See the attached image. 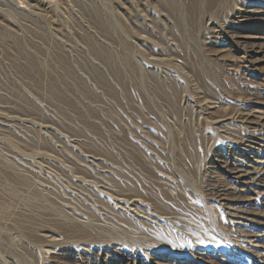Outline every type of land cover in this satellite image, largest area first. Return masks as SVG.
Returning a JSON list of instances; mask_svg holds the SVG:
<instances>
[{
    "label": "rangeland",
    "instance_id": "1",
    "mask_svg": "<svg viewBox=\"0 0 264 264\" xmlns=\"http://www.w3.org/2000/svg\"><path fill=\"white\" fill-rule=\"evenodd\" d=\"M156 2L145 32L126 16L140 0H0V264H258L224 207H244L242 193L219 168L243 159L233 144L264 138V61L204 29L207 15L230 22L233 0L196 22ZM131 197L143 217L119 209ZM152 214L169 222L139 233L133 217Z\"/></svg>",
    "mask_w": 264,
    "mask_h": 264
},
{
    "label": "bare ground",
    "instance_id": "2",
    "mask_svg": "<svg viewBox=\"0 0 264 264\" xmlns=\"http://www.w3.org/2000/svg\"><path fill=\"white\" fill-rule=\"evenodd\" d=\"M167 1L170 6V8L166 10L167 15L169 17H171L172 19L175 18V20L177 21H182L183 19H188V17H193L195 19L194 22H196V18L204 21L205 16L204 15L202 16L200 12L202 13V11H204L205 14L209 13V11H212L215 8L218 2V0H177L178 6L176 7L175 0H167ZM233 1H234L233 6H234L235 12L232 15L233 19L230 22H219L217 24L213 20V17L211 15H207L209 17L208 19L209 23H206L205 21L204 29L206 31H215V33L218 36L230 35L229 40L232 43H234L235 46H241V45L243 46L242 48H244L243 50L244 55L242 56V58L248 61V63H250L251 65L258 63V62H262L264 61V36L260 34H251V32H248V31H250L252 26H264V0H233ZM140 2L142 3V4L140 3V5H142V13L135 14V9L133 7L131 8L128 7V9L126 10V16H128V18H132L133 20L134 18L140 17L142 19L141 21L144 27V31L145 32L153 31V29L156 28V25L158 23L156 14H158L160 10H162L163 8L159 10V5L157 4L156 0L155 2H151L150 0H140ZM131 5L134 6V3H131ZM179 11H181L180 14H179ZM131 12H132V15H131ZM226 17H228V15H226ZM143 35H141V37ZM144 36H143V39H144ZM152 41H150V39H146L145 43L147 46L151 47L153 46ZM156 49L159 52L162 51L157 47ZM148 61H150L152 64H156L158 62V59L151 57V59H148ZM210 102L206 100V103H204L205 105L204 107H206L208 110L212 109ZM218 121H221V120L219 119ZM251 124H254V123H251ZM254 125H257V124H254ZM255 127L256 126L252 128H255ZM254 131H256V129ZM253 139L254 140L247 142L248 144H243L240 146L238 145L236 146V144L235 145L233 144L232 147H230L231 152L234 154L238 153L237 155H239L240 153V156L243 159H237L231 163H228V162L223 163V165L220 166L219 168L220 170L219 172L222 175L231 179L233 181V184L236 185V189L240 193H242L241 195L243 197L242 201L244 202V207H237L235 205H232L229 202L225 203L224 207H226L229 211L233 212L231 216L232 220L230 222L234 225V227H237L236 232L238 233V238L242 240L241 241L242 244L244 246H246V244L250 245V247H246V248L242 246L244 250L243 253L244 254L248 253V255L249 254L254 255L259 260L258 264H264V254L255 252V250H252L255 247L253 246V244L255 243L259 244L261 242H264V229L262 228L259 232H254V231L249 232L248 230H246V228H253L254 226H256L257 228V225L259 227H264V222L261 221V219H259V216H258V215L264 216V214L259 213L258 211L256 213V212L249 210L250 209L249 207L251 206H255L257 209H259L260 205L264 206V191H261V192L259 191V189H264V138L263 137H260V138L253 137ZM247 158H249L251 161L245 162L244 159H247ZM218 198L220 200H225L226 197H225L224 192L223 194H220ZM118 201L122 204L121 208H119L122 212H125V211L134 212L136 213V216H138V218L143 217L140 214H138L141 212L134 209V207L136 209H139V206H142V207L145 206L138 198L131 197L129 199H123V200H118ZM128 215L129 214H127V216ZM147 217L149 219L148 218L136 219L135 217H133V219L135 220L134 227L142 231L139 233H143L144 231L141 223H143L144 225H147L145 223H148L150 225H147V226L153 227L155 226V224H158L159 222L163 223V220H164V224L169 222L168 221L169 219L165 221V219H162L159 215L152 214L151 216L148 215ZM143 219H147V220H143ZM82 224H84V222H82ZM151 224H154V225H151ZM164 229L165 228H163L162 230ZM90 230L92 229L88 230L89 233H90ZM46 238L48 242L50 243H54L57 241L56 239L53 238V236L46 237ZM85 250L88 251V249H85ZM143 253H146V252H143ZM123 255H124L123 257H120L121 259L120 262H124V260L132 259L133 262L136 264L138 263L143 264L141 261L143 259H140L137 256L134 257L133 255H129V254H123ZM148 256L147 258L149 259ZM147 261L149 262V260Z\"/></svg>",
    "mask_w": 264,
    "mask_h": 264
}]
</instances>
